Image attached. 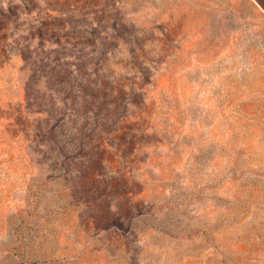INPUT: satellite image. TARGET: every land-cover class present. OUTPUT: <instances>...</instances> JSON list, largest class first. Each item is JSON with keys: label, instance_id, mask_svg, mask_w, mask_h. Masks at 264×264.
Masks as SVG:
<instances>
[{"label": "rangeland", "instance_id": "374dc122", "mask_svg": "<svg viewBox=\"0 0 264 264\" xmlns=\"http://www.w3.org/2000/svg\"><path fill=\"white\" fill-rule=\"evenodd\" d=\"M0 264H264V0H0Z\"/></svg>", "mask_w": 264, "mask_h": 264}]
</instances>
